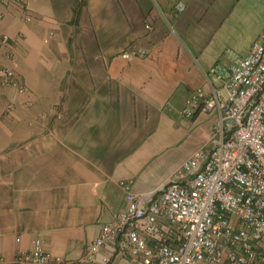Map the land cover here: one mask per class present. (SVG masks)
<instances>
[{
	"label": "crops",
	"instance_id": "crops-1",
	"mask_svg": "<svg viewBox=\"0 0 264 264\" xmlns=\"http://www.w3.org/2000/svg\"><path fill=\"white\" fill-rule=\"evenodd\" d=\"M74 2L31 0L32 21L0 5V36L13 39L0 47V65L15 66L30 88L20 94L0 80V250L8 262L37 239L77 260L124 207L121 180L136 192L163 185L200 146L192 126L209 124L204 115L192 125L184 118L188 94L208 90L209 69L244 55L264 29L232 52L226 40L238 34L239 0H150L149 11L141 0H86L78 15ZM77 83L88 96L71 113ZM159 132L186 150L162 174L152 167Z\"/></svg>",
	"mask_w": 264,
	"mask_h": 264
},
{
	"label": "built area",
	"instance_id": "built-area-1",
	"mask_svg": "<svg viewBox=\"0 0 264 264\" xmlns=\"http://www.w3.org/2000/svg\"><path fill=\"white\" fill-rule=\"evenodd\" d=\"M30 1L0 5H15L32 21ZM12 40L0 36V47ZM206 79L209 89L190 91L181 113L191 125L201 115L209 124L192 126L200 146L163 185L136 192L121 180L124 207L77 260L53 255L37 239L12 262L0 250V264H264V29L248 52L216 63ZM0 80L30 94L13 65H0Z\"/></svg>",
	"mask_w": 264,
	"mask_h": 264
},
{
	"label": "rangeland",
	"instance_id": "rangeland-1",
	"mask_svg": "<svg viewBox=\"0 0 264 264\" xmlns=\"http://www.w3.org/2000/svg\"><path fill=\"white\" fill-rule=\"evenodd\" d=\"M142 4L146 5L144 9H148L151 7L150 0H141ZM86 0H75L74 6L78 4L83 7L85 5ZM73 6V11H74ZM238 9V12L241 13V21L238 26V34L237 37L233 39H227L228 41V47L229 49H232L230 51L235 52L236 49L239 51V46L245 45L247 42L252 39L256 33L258 32L259 28L264 22V0H239L236 10ZM75 14V13H74ZM143 22L147 23L145 25L152 26V21L148 18V16H145L142 18ZM149 23V24H148ZM149 29V27L147 28ZM146 29V30H147ZM238 52H235V55H241L237 54ZM79 77L84 78V73L82 72ZM79 84H81V81H79ZM78 85V83H77ZM82 87V86H81ZM78 88V89H77ZM88 92L85 91V88L82 90L80 89L79 85L75 88L73 92H71L70 100L71 104L73 105L72 112L74 110H77L78 107L83 106V103L87 99ZM70 104V103H69ZM70 104V106H72ZM158 142L156 146V151H153L154 159L152 167L154 169V173L156 174H162L164 171H166L171 165H173L175 162H177L178 159L182 155L186 153V150L184 149V145H178L177 141L178 138L175 135H171L170 133L165 132H159L158 134ZM189 141V140H188Z\"/></svg>",
	"mask_w": 264,
	"mask_h": 264
},
{
	"label": "trees",
	"instance_id": "trees-1",
	"mask_svg": "<svg viewBox=\"0 0 264 264\" xmlns=\"http://www.w3.org/2000/svg\"><path fill=\"white\" fill-rule=\"evenodd\" d=\"M82 6L80 5V7L78 6V4H76L75 6H74V13H75V15H78L79 14V11H80V8H81Z\"/></svg>",
	"mask_w": 264,
	"mask_h": 264
}]
</instances>
